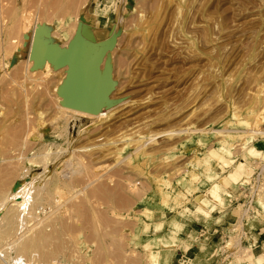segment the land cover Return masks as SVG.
I'll return each mask as SVG.
<instances>
[{"label": "rangeland", "instance_id": "rangeland-1", "mask_svg": "<svg viewBox=\"0 0 264 264\" xmlns=\"http://www.w3.org/2000/svg\"><path fill=\"white\" fill-rule=\"evenodd\" d=\"M36 24L48 64L36 50L31 57ZM77 29L84 55L106 50L98 80L110 76L108 98L117 104L103 107L109 117L101 122L73 116L66 125L59 108L66 95L58 91ZM41 123L48 131L36 140ZM42 152L50 154L48 170L59 172L35 184L57 178L61 185L54 201L36 209L37 219L27 214L43 222L30 264L158 263L155 212L211 193L220 171L227 176L236 164L256 169L252 178L232 176L256 188L236 214L264 218V0H0V180L9 177L0 191L41 173L42 163L33 164ZM255 253L243 246L231 264H254ZM259 255L263 262L264 243Z\"/></svg>", "mask_w": 264, "mask_h": 264}, {"label": "crops", "instance_id": "crops-1", "mask_svg": "<svg viewBox=\"0 0 264 264\" xmlns=\"http://www.w3.org/2000/svg\"><path fill=\"white\" fill-rule=\"evenodd\" d=\"M236 167L227 176L220 171L216 181L219 186L211 193L200 190L188 194L187 201L178 207L155 212L151 232L158 239L160 251L155 264H231L234 252L243 246L256 252L254 264H264V260L257 261L264 243V218L250 212L236 214L238 203L250 202L248 198L256 188L239 180L233 182L232 178H252L254 168ZM227 195L237 200L230 202ZM235 264L249 263L236 260Z\"/></svg>", "mask_w": 264, "mask_h": 264}, {"label": "bare ground", "instance_id": "bare-ground-1", "mask_svg": "<svg viewBox=\"0 0 264 264\" xmlns=\"http://www.w3.org/2000/svg\"><path fill=\"white\" fill-rule=\"evenodd\" d=\"M57 3V2H56ZM84 7V6H83ZM56 8V7H55ZM61 7H60V3H59V7L57 8V9H60ZM64 9H65V7H64ZM61 10H62V8H61ZM61 12V11H60ZM63 12H64V10H63ZM31 14V13H30ZM75 16V15H74ZM120 16V15H119ZM121 17V16H120ZM83 21L85 20V15H82L81 17H80ZM28 19V18H27ZM119 19H122V18H119ZM25 22V21H24ZM19 25V24H18ZM20 26V25H19ZM24 26V25H23ZM74 26V25H73ZM32 27V26H31ZM75 27V26H74ZM38 28H39V24H36V30H35V33H34V31H30L29 32V30H28V27H26L25 26V32L28 34V32H29V38H30V40L32 39L31 37H33V39H32V41H30L31 42V57H32V55H33V53H34V51L36 52V54L38 53V52H40L41 54H40V56L42 57L43 56V58L41 59L42 60V63H45V64H48V62H49V58H48V56H47V54L46 55H44V50H42V47H41V45L40 44H38V42L36 41V34H37V30H38ZM24 29V28H23ZM22 29V30H23ZM117 29H118V25L115 27V29L113 30V36L112 37H114V35L116 34V32H117ZM18 30V29H17ZM33 30V29H32ZM24 31V30H23ZM22 36V35H21ZM111 37V38H112ZM53 38V37H52ZM84 38H86V37H84ZM26 39V38H25ZM112 40H113V38H112ZM29 41V40H28ZM111 42H109L108 44H110ZM40 46V48L41 49H39L38 47ZM82 42L80 41L79 42V46H78V52L81 54V55H83L84 56V51H83V49L84 48H82ZM17 47H20V46H17ZM25 47V46H24ZM37 48H38V50L39 51H37ZM30 50V49H29ZM50 50V49H49ZM42 51V52H41ZM34 56V55H33ZM31 57H29V58H31ZM32 59H35V58H33L32 57ZM37 61L38 60H40V59H36ZM26 62L29 64V65H31L32 63L30 62V60L29 59H26ZM25 64V63H24ZM28 65V66H29ZM42 65V64H41ZM20 67V66H19ZM24 68V67H23ZM34 72V71H33ZM32 72V73H33ZM30 85V84H29ZM59 91H58V93L59 92H61V94L63 93V94H65L64 96L66 97V99H69V98H71V96H72V90L70 89V88H68L67 87V85H66V83H62L61 82V84H59ZM20 91V90H19ZM45 94H48V93H45ZM62 94V95H63ZM64 96H63V98H64ZM19 97V96H18ZM29 99V98H28ZM52 99V98H51ZM60 99V98H59ZM65 99V100H66ZM5 100V99H4ZM58 100V99H57ZM61 100V99H60ZM23 101V100H22ZM63 101H64V99H63ZM63 101H61V103L63 102ZM51 102V101H50ZM60 103V105H59V108L64 112L63 114L66 116H63V117H65V121H64V123H66V125L68 124L67 122L70 120V118L71 117H73V116H82V117H88V116H90V115H93L94 117H95V119H97L96 121L98 122V120L101 122L102 120H104L105 118H107V117H109V114H108V112H107V109L106 108H101L100 109V111L98 112V113H90V112H86V111H82V110H78V109H75V108H71V107H68L67 105H66V103H65V101H64V104H61ZM27 105V104H26ZM25 105V106H26ZM66 113V114H65ZM27 114V113H26ZM60 116V115H59ZM56 117V116H55ZM31 119V118H30ZM33 119V118H32ZM31 119V120H32ZM43 120V119H42ZM39 123V122H38ZM58 123H60L61 124V122H59L58 121ZM10 124V123H9ZM28 124V123H27ZM24 125V124H23ZM44 125V123L42 124L41 123V126H42V132H40L39 133V135L38 134H36V138L34 137V139H39L40 137H42V135L43 134H45V133H47V131H48V128L47 127H45V126H43ZM65 125V126H66ZM75 125V124H74ZM73 125V126H74ZM18 126V125H17ZM19 127V126H18ZM35 127V126H34ZM33 129V128H32ZM8 131V130H7ZM64 132V131H63ZM62 132V133H63ZM21 135V134H20ZM30 135H31V133H30ZM11 137V136H10ZM14 137V136H13ZM28 137V136H27ZM24 138V137H23ZM32 138V137H31ZM12 139V138H11ZM30 139V138H29ZM13 140V139H12ZM15 140V139H14ZM33 140V139H32ZM73 142V141H72ZM11 143H12V141H11ZM14 143V142H13ZM4 145V144H3ZM32 148V147H31ZM68 149V148H67ZM72 149V148H71ZM65 150V149H64ZM7 151V150H6ZM22 151V150H21ZM20 151V152H21ZM73 151V150H72ZM4 152V151H3ZM58 153V152H57ZM71 153H73V152H71ZM18 154V153H17ZM25 154V152L23 153V155ZM19 156H20V154H18ZM50 154H46V153H44V152H42L41 153V156H42V160H40L39 159V161H37V162H35L34 161V164H33V162L32 161H30L29 159H28V161L31 163V164H33L34 165V167L35 166H37L38 164H41L42 163V172L41 173H34V174H29V175H26V173L24 174V175H26V176H24V178H21L22 180L21 181H19V182H16V183H14V185H11L9 188L7 187V189H5L6 188V185H5V188H4V191H0V264H30V262H29V260H28V258H27V254L28 253H30V252H32L34 249H38V248H40L39 247V245L41 244V243H39L40 242V236L41 235H39V239H38V234H36V232L35 231H37V232H39L40 234H41V232H43L40 228H42V224H43V222L41 223V226L39 225V224H37L36 222H35V220H33V219H31V217H33V216H35L36 217V213H35V211H36V209H38V208H40V206H42V205H47V204H50V202H51V198H53V199H55L53 196H52V192L55 190V192H56V189L58 188V182H59V179H57V178H55V179H49L42 187H37V185L35 184V182H36V179L37 178H39V177H42V176H45L46 178L48 177L49 178V175H51L52 173H54L55 172V170H57L58 171V168L57 169H55V170H53V171H50V170H48V166H49V164L47 163V160L49 161V158H50V156H49ZM15 157L16 155H10L9 157ZM5 157V156H4ZM3 157V158H4ZM7 157V156H6ZM30 157V156H29ZM46 157H48L47 158V160H45V158ZM69 157H71V156H69ZM18 159H20V157L18 158ZM23 159V158H22ZM34 159V158H33ZM24 160V159H23ZM7 161H9V160H6V162ZM13 161V160H12ZM18 161V160H17ZM2 162H4L5 163V160L4 161H1V165H2ZM10 162V161H9ZM28 162V163H29ZM39 162H41V163H39ZM66 162V161H65ZM15 163H16V161H15ZM14 163V164H15ZM38 163V164H37ZM69 163V162H68ZM8 164H10V163H8ZM17 164V163H16ZM16 164L15 165H11V167L13 166V167H18V165H19V162H18V165L16 166ZM22 164V163H21ZM37 164V165H36ZM83 164V163H82ZM6 165V167H7V164H5ZM66 165H67V163H66ZM70 165H71V163H70ZM80 165V164H79ZM10 166V165H9ZM20 166V165H19ZM80 167V166H79ZM9 169V168H8ZM12 169V168H11ZM19 169V168H18ZM18 169H16V170H18ZM72 169V168H71ZM93 169V168H92ZM13 170H15V169H13ZM60 170V169H59ZM78 170V169H77ZM8 171H10V170H8ZM25 171H26V169H25ZM91 171V170H90ZM26 172H28V171H26ZM59 172V171H58ZM80 172V171H79ZM20 173V172H19ZM18 172H17V174H19ZM57 173V172H56ZM61 173V172H60ZM59 173V174H60ZM78 173V172H77ZM5 174H9L8 172L7 173H5ZM13 174V173H12ZM17 174H16V177H17ZM5 176L6 175H4V176H2L1 175V179L3 178L4 180H5ZM8 176V175H7ZM6 176V177H7ZM63 175H61V177H62ZM12 177H14V174H13V176ZM15 177V178H16ZM51 177V176H50ZM8 179H7V181H6V184H8V180H9V177H7ZM18 178V177H17ZM16 178V179H17ZM2 179V180H3ZM45 179V178H44ZM62 179V178H61ZM2 180H0V182H4V181H2ZM47 180V179H46ZM70 181H71V179H70ZM70 181H68V182H70ZM92 181V180H91ZM67 182V181H66ZM67 182V183H68ZM73 182V181H72ZM60 183V182H59ZM62 183H64V184H66L67 185V183H65V179H64V182H63V180H62ZM5 184V183H4ZM4 184H2V185H4ZM11 184V183H10ZM40 184H41V182H40ZM69 184V183H68ZM70 184H72V183H70ZM9 185V184H8ZM60 185H61V183H60ZM63 185V184H62ZM65 185V186H66ZM73 185H74V183H73ZM83 185V184H82ZM1 186V185H0ZM62 187V186H61ZM68 187V186H67ZM3 188V187H2ZM64 188V187H63ZM66 188V187H65ZM71 189V188H70ZM60 190H62V189H60ZM69 191V190H68ZM54 192V193H55ZM62 192H64V191H62ZM67 192V191H66ZM94 192V191H93ZM68 193V192H67ZM67 193H66V195H67ZM62 194V193H61ZM64 194V193H63ZM12 196V197H11ZM55 196H57V193L55 194ZM64 196V195H63ZM122 196V195H121ZM60 197V196H59ZM65 197H63V199H64ZM59 199V198H58ZM61 199H62V197H61ZM98 199V198H97ZM57 200V199H56ZM66 200V199H65ZM52 201H54V200H52ZM57 201H59V200H57ZM61 201V200H60ZM95 201V200H94ZM123 201V200H122ZM130 201H132V200H130ZM74 202V201H73ZM56 203V202H55ZM59 203V202H58ZM79 204V203H78ZM74 205V204H73ZM76 205V204H75ZM68 206H70V205H68ZM72 206V205H71ZM70 206V207H71ZM56 207V206H55ZM55 207H53V208H55ZM59 207V206H58ZM69 207V208H70ZM39 210V209H38ZM60 210V209H59ZM147 209H145V211H146ZM41 211V210H40ZM39 211V212H40ZM149 211V210H148ZM38 212V213H39ZM53 212H54V210H53ZM58 213H59V211H57ZM57 212H56V214H57ZM64 212H66V209H64ZM72 212V211H71ZM33 214V213H35V215H33V216H30L29 218L27 217V214L29 215V214ZM83 213H85V211L83 212ZM43 214V213H42ZM53 213H51V215H52ZM59 214H61V211H60V213ZM71 214V213H70ZM74 214V213H73ZM105 214V213H104ZM98 215V214H97ZM106 215V214H105ZM38 216V215H37ZM50 216V215H49ZM52 216H55V214H53ZM57 217V216H56ZM56 217H55V220H56ZM48 218V217H47ZM98 218V217H97ZM36 219H37V217H36ZM53 219H54V217H53ZM82 219V218H81ZM80 219V220H81ZM85 219V218H84ZM65 220H67L66 218H65ZM75 221H76V219H74ZM92 220V219H91ZM99 220V219H98ZM102 220V219H101ZM100 220V221H101ZM45 221V220H44ZM47 221V220H46ZM50 221H52L53 222V220L52 219H50ZM71 221V220H70ZM94 222V221H93ZM39 223V222H38ZM47 223V222H46ZM48 223H51V222H48ZM47 223V224H48ZM95 223V222H94ZM107 223V222H106ZM47 224H45L44 223V225H47ZM54 224V223H53ZM103 224V223H102ZM49 225V224H48ZM47 225V226H48ZM60 225V224H59ZM65 226V225H64ZM54 227V226H53ZM71 227V226H70ZM87 227V226H86ZM96 227H98V226H96ZM96 227L95 228H93V230H95L96 229ZM12 228H15L14 229V233L15 234H13V236L11 237L12 239H10V237H9V239L7 240V236L11 233V229ZM26 228H28V231H25L26 230ZM48 228V227H47ZM55 228V227H54ZM98 229V231L100 232V228H97ZM31 230L33 231V233L31 232ZM38 230H41V231H38ZM65 231H66V229H64ZM103 229H101V231H102ZM56 231V230H55ZM71 231V230H70ZM29 232V234H27ZM31 232V233H30ZM67 232V231H66ZM99 232L97 233V231L95 232V234L97 233V234H99ZM71 233H73V232H71ZM94 233V232H93ZM92 233V234H93ZM102 233H103V231H102ZM101 233V234H102ZM36 234V235H35ZM64 234V233H63ZM97 234H96V236H97ZM49 235V234H48ZM52 235V234H51ZM100 235V234H99ZM98 235V236H99ZM45 236H47V235H45ZM57 236V235H56ZM87 236V235H86ZM54 237V236H53ZM90 237V236H89ZM93 237H95L94 235H93ZM101 237V236H100ZM45 237L43 236V238H42V240L44 239ZM47 238V237H46ZM45 238V239H46ZM92 238V237H91ZM37 239L39 240V242L37 241ZM44 239V240H45ZM88 239V238H87ZM44 240H43V242H44ZM52 240V239H51ZM94 240V239H93ZM50 241V240H49ZM46 243V242H45ZM61 243V242H60ZM45 245V244H44ZM100 245H102V244H100ZM41 246H42V244H41ZM59 246V245H58ZM73 246V245H72ZM102 247V246H101ZM43 248V247H42ZM41 249V248H40ZM45 249H46V246H45ZM156 249H159L158 248V246H157V248ZM52 250V249H51ZM54 250V249H53ZM41 251V250H40ZM39 251V252H40ZM59 251V250H58ZM36 252H38V251H36ZM249 252H250V250H249ZM248 253V252H247ZM251 253V252H250ZM155 254H156V250H152L151 251V253H150V256L151 257H156L155 256ZM251 256V255H250ZM247 257L249 260L251 259V257ZM38 260L39 261H41V259H40V257H38ZM37 260V261H38ZM250 261H253V260H250Z\"/></svg>", "mask_w": 264, "mask_h": 264}, {"label": "water", "instance_id": "water-1", "mask_svg": "<svg viewBox=\"0 0 264 264\" xmlns=\"http://www.w3.org/2000/svg\"><path fill=\"white\" fill-rule=\"evenodd\" d=\"M81 35L80 29H77L65 60V63L66 61L68 63L65 82L73 93L71 98L65 100V103L71 108L98 113L104 106L112 107L117 104V101L108 98L111 88L110 76L107 74L106 78L98 80L100 65L106 50L81 55L78 52ZM89 44L87 42L86 46L90 47ZM60 64L64 65V62ZM105 79H107L106 85Z\"/></svg>", "mask_w": 264, "mask_h": 264}]
</instances>
